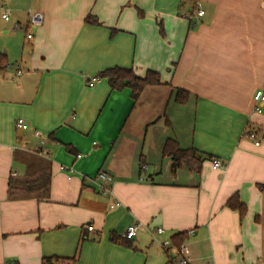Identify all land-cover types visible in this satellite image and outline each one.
Instances as JSON below:
<instances>
[{
    "label": "crops",
    "instance_id": "1",
    "mask_svg": "<svg viewBox=\"0 0 264 264\" xmlns=\"http://www.w3.org/2000/svg\"><path fill=\"white\" fill-rule=\"evenodd\" d=\"M0 6V264H42L43 257L69 264L63 258L74 255L75 264H164L169 255L177 264L175 247L162 242L182 231L189 264H264V102L258 112L252 100L264 88V0H0ZM28 8L44 14L29 29L31 38L23 28ZM4 9L21 28L1 18ZM87 14L100 24L87 23ZM116 65L159 73L163 84L147 86L140 98L150 87L187 92L183 103L173 101L190 105L189 135L168 136L172 120L160 112L162 93L160 108L140 118L142 138L135 136L139 98L96 77ZM17 118L28 127L16 128ZM35 131L45 138L42 155L34 152ZM168 137L200 155L198 173L184 164L171 172V158L162 155ZM60 165L73 169L71 178ZM100 170L112 176L111 195L97 189ZM30 172H49L46 194L10 190V178ZM233 195L245 205L243 215L226 205ZM114 200L119 204L111 208ZM131 223L139 229L126 244L110 239L123 238Z\"/></svg>",
    "mask_w": 264,
    "mask_h": 264
},
{
    "label": "trees",
    "instance_id": "2",
    "mask_svg": "<svg viewBox=\"0 0 264 264\" xmlns=\"http://www.w3.org/2000/svg\"><path fill=\"white\" fill-rule=\"evenodd\" d=\"M85 21L91 24H100L98 19L91 14L86 15ZM158 26L159 31L162 33L163 31L160 21L158 22ZM4 63L5 55L0 53V67L4 65ZM96 77L104 78L111 90H120L124 87L129 88L133 100H137L147 86L155 87L163 84L160 80L159 73L155 70L148 69L143 75H137L131 67L117 65L98 71ZM185 96H187V92L179 88H175V102L183 103ZM65 147L69 150V145L66 144ZM162 155H166L171 158L172 162L170 169L173 174L183 164L190 169H193L196 173L199 172L202 161L200 155H198L193 148L180 147L174 138L168 137L164 141L162 145ZM40 173L37 174L35 172H30L22 178H10V190H19L26 194H34L37 196L46 194L49 183V172H45L46 174H44V176H40ZM226 205L230 208L238 210L240 215H243L246 210L245 205L239 200L237 195L231 196L226 201ZM186 237L187 231L175 233L170 239L171 246L179 248ZM110 239L121 245L126 244L127 240L125 238H120L115 233H111ZM42 260V264H50L49 257H43ZM63 260H67L69 264H75L76 256L74 255L72 257L63 258ZM13 264L19 263L17 261H13ZM164 264L175 263L172 262V257L169 255L168 260Z\"/></svg>",
    "mask_w": 264,
    "mask_h": 264
},
{
    "label": "built area",
    "instance_id": "3",
    "mask_svg": "<svg viewBox=\"0 0 264 264\" xmlns=\"http://www.w3.org/2000/svg\"><path fill=\"white\" fill-rule=\"evenodd\" d=\"M203 12H204L203 9H198L197 10V16H201L203 14ZM27 15H28V19H27L26 23L23 25V28L25 30L26 38H31L32 32L29 29L31 27L32 28L39 27L44 21V14L40 10H33V9L28 8L27 9ZM1 18L5 22L11 23V26L13 29H18V28L22 27V25L20 24L19 21L14 20L12 18L11 12L8 9H4L1 12ZM95 79H96V77H94L90 81H87L88 85H92L93 81ZM252 100L254 102V104H253L254 109L259 112L260 111V103L264 102V88H257L252 95ZM15 127L20 128V129H26L28 127V125L24 122V120L22 118H17L15 121ZM35 134L40 136L38 131H35ZM246 135L249 138L253 139L254 143L256 145L259 144V140L256 137V131L255 130H253V129L246 130ZM44 142H45V138L40 136L38 145L36 146L34 152H36L37 154H40V155L46 153L43 149ZM80 156H81V154H76V157H80ZM212 161H213V164L215 166H217L219 168L222 167V164L217 159H213ZM60 169H62V170H68L69 169L68 174H67V178H71V172L73 170L72 168L67 167L65 165H60ZM139 170H140V174L138 177H139V179H143L144 178V171L146 170V166L144 164H141L139 167ZM96 178L98 179V186H97L98 191L101 194L111 195V189L108 187L107 184L112 181V176L109 175L107 172L100 170L96 173ZM118 204H119V202L114 200L110 203L109 206L112 208ZM87 229L91 230L92 226L88 225ZM138 229H139L138 223L128 224L122 232V237L125 239H132L135 236ZM155 231L157 233L163 232L162 228H160V227H156ZM162 244L164 246H166V245L170 246L171 245L169 240H164L162 242ZM175 249L177 250V253L180 255V258H179L177 264H187L189 262L188 261L189 257L187 255L188 254V248L186 247V245L181 244L179 246V248H175Z\"/></svg>",
    "mask_w": 264,
    "mask_h": 264
},
{
    "label": "rangeland",
    "instance_id": "4",
    "mask_svg": "<svg viewBox=\"0 0 264 264\" xmlns=\"http://www.w3.org/2000/svg\"><path fill=\"white\" fill-rule=\"evenodd\" d=\"M18 33H20V30L18 31ZM19 55H20V53H18V55L16 57L17 60L19 59ZM144 93H145V96L143 98L139 97V100H138L137 105H136V113H138V118L136 119L137 120L136 125H139V128L134 129L135 130L134 131L135 136L139 137V139L142 138L143 133H144V128H145L144 127L145 123L142 122V120H145L146 116L152 115L153 113H155L160 108V100H161L160 96L162 98V93L165 94V96L162 98L163 102H164V106L163 105L161 106L162 110H160V112L162 113L165 111L164 113H166L168 116H170V118L172 120L171 125L174 126L173 129L170 127L171 125L168 127V130H167L168 136H173V134H175L176 130L181 131L178 134L185 133L186 135H189L190 130H191V126H192V111H191L190 105L184 106V104L178 105V104L174 103L173 100H174L175 91L171 92L170 88L169 89L164 88L163 91H160V88L150 87ZM172 95H173V97H172ZM170 96H171V100H169ZM167 102H168V105L165 108V105ZM140 118H142V120ZM158 131H159V133H157ZM153 134L154 135L156 134L155 138L160 137V126H156L153 128ZM178 138L181 139V135ZM140 146H142V145H140ZM156 156H157V154H156ZM151 159L154 161V157H152ZM156 160L160 161V158L156 157ZM161 178H163V177H161Z\"/></svg>",
    "mask_w": 264,
    "mask_h": 264
},
{
    "label": "water",
    "instance_id": "5",
    "mask_svg": "<svg viewBox=\"0 0 264 264\" xmlns=\"http://www.w3.org/2000/svg\"><path fill=\"white\" fill-rule=\"evenodd\" d=\"M125 82H126V80H125Z\"/></svg>",
    "mask_w": 264,
    "mask_h": 264
}]
</instances>
